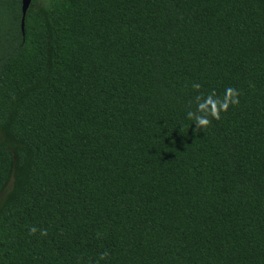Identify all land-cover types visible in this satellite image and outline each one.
<instances>
[{
    "label": "trees",
    "instance_id": "16d2710c",
    "mask_svg": "<svg viewBox=\"0 0 264 264\" xmlns=\"http://www.w3.org/2000/svg\"><path fill=\"white\" fill-rule=\"evenodd\" d=\"M37 1L0 0V264H264V0Z\"/></svg>",
    "mask_w": 264,
    "mask_h": 264
},
{
    "label": "clouds",
    "instance_id": "9594fccd",
    "mask_svg": "<svg viewBox=\"0 0 264 264\" xmlns=\"http://www.w3.org/2000/svg\"><path fill=\"white\" fill-rule=\"evenodd\" d=\"M196 87H199L196 85ZM238 94L235 92L234 89H227L226 90V97L224 101L215 100L212 96H208L204 102L198 105V110L200 112H205L210 114L216 118H218V111H227L229 104H237L239 101L237 99ZM189 118H192L194 115L193 113H189ZM196 126L197 128L201 126L208 125L210 121L206 118V116H196ZM31 232L35 233L36 229L32 228Z\"/></svg>",
    "mask_w": 264,
    "mask_h": 264
},
{
    "label": "water",
    "instance_id": "95a60500",
    "mask_svg": "<svg viewBox=\"0 0 264 264\" xmlns=\"http://www.w3.org/2000/svg\"><path fill=\"white\" fill-rule=\"evenodd\" d=\"M23 2V6H22V12H23V17H22V30L23 33L25 32V19H26V15L27 12L33 2V0H22Z\"/></svg>",
    "mask_w": 264,
    "mask_h": 264
},
{
    "label": "rangeland",
    "instance_id": "374dc122",
    "mask_svg": "<svg viewBox=\"0 0 264 264\" xmlns=\"http://www.w3.org/2000/svg\"><path fill=\"white\" fill-rule=\"evenodd\" d=\"M37 3L38 6H41L44 3V0H38Z\"/></svg>",
    "mask_w": 264,
    "mask_h": 264
},
{
    "label": "flooded vegetation",
    "instance_id": "af4514ba",
    "mask_svg": "<svg viewBox=\"0 0 264 264\" xmlns=\"http://www.w3.org/2000/svg\"><path fill=\"white\" fill-rule=\"evenodd\" d=\"M21 3H22V6H23V2H22V0H21ZM33 3V2H32ZM32 5V4H31Z\"/></svg>",
    "mask_w": 264,
    "mask_h": 264
}]
</instances>
